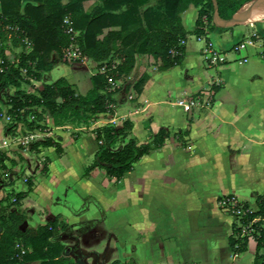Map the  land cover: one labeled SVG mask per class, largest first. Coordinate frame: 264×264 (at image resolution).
I'll return each mask as SVG.
<instances>
[{
    "label": "crops",
    "instance_id": "crops-1",
    "mask_svg": "<svg viewBox=\"0 0 264 264\" xmlns=\"http://www.w3.org/2000/svg\"><path fill=\"white\" fill-rule=\"evenodd\" d=\"M27 1L31 0H22V5ZM59 1L61 4L67 2ZM101 5V0H84L80 10L90 14ZM145 8L157 11L161 3L148 0L139 7V13ZM199 9L200 5L189 3L177 13L178 23L185 32L184 38L179 40L181 59L164 69H159L158 60L148 53H133L132 61L120 75L116 71L120 62L118 57L109 66L83 55L80 49L74 62L60 61L52 53L55 61L51 69L41 72L39 81L29 79L30 83H24L23 89L37 94L43 83H51L60 77L68 80L74 68L94 69L90 77L104 74L105 91L112 101L107 104V111L98 114L88 127L54 126L49 115L44 114L42 124L49 127L45 128L44 134L58 142L62 151L57 154L53 150L43 174L36 176V181L31 178V189L19 204L14 203L15 195L27 190V182L24 188L10 189L21 179L14 180V171L6 169L10 179L4 180L0 175L1 212L7 215L12 210L22 216L26 228L35 229L53 221L60 228L64 224L61 220L73 228H80L81 224L86 226L73 245L75 253L65 255L73 256L75 260L83 257L84 264H125L129 261L131 264L254 263L259 232L241 235L236 221L221 207L220 200L233 197L254 212L256 197L264 194V25H247V22L226 28L214 26L194 34ZM255 15L261 16L264 12ZM70 16L64 17L69 19ZM143 24L145 20L141 15L138 22L127 26L119 36L127 42V35ZM5 29L13 30L17 37L20 34L15 26L0 22V46L4 47V58L14 63L18 53L30 51L32 45L25 43L29 40L24 36L20 37L22 43H16L12 34L4 35ZM118 29V26L106 27L95 38L103 39ZM74 34L77 41L79 31L74 30ZM109 38L112 45L119 43L116 36L109 35ZM191 39L201 44L196 46ZM207 41L223 51V63L214 65L205 58ZM240 43L243 47L234 50ZM110 67L115 68L113 76L109 70L114 69ZM140 80L143 84L138 91L136 85ZM69 82L75 88L74 83ZM121 89L122 98L116 99ZM5 108L1 103L0 151L11 159L18 153L26 156L33 149L17 145L8 131ZM125 119L132 122L130 136L138 143L149 142L160 128L167 130L169 137L160 148L142 156L119 180L105 174L113 184V191L112 187H109L110 192L96 193L86 189L82 199L74 202L71 199L74 184L49 188L52 160L55 156L71 159L73 150L82 141V135L77 132L86 129L85 132L94 138L92 129L95 127L120 126ZM71 129L75 135L70 140L66 130ZM55 130L57 137H54ZM119 147L115 145V149ZM45 148L40 145L34 150ZM8 158L4 160L6 166ZM87 166L81 172L80 180H88L92 170L98 168L84 174ZM58 168L68 171L62 164ZM23 170L24 173L28 170L25 174L33 171L25 164ZM42 186H47L50 200L38 198L40 208H30L24 200L30 194L37 195ZM98 194L106 196L108 202H102ZM2 208L6 210L2 211ZM254 218L255 229L264 228V218ZM59 236L54 233L53 239H61ZM64 241H60L63 247L73 244ZM243 243L244 250L236 252L235 248ZM27 250L29 252L31 248L27 247ZM257 253L264 255V249ZM262 261L263 256L258 259L259 263Z\"/></svg>",
    "mask_w": 264,
    "mask_h": 264
},
{
    "label": "trees",
    "instance_id": "trees-1",
    "mask_svg": "<svg viewBox=\"0 0 264 264\" xmlns=\"http://www.w3.org/2000/svg\"><path fill=\"white\" fill-rule=\"evenodd\" d=\"M84 0H67L61 4L59 0H31L22 5V0H0V22L15 26L20 37H26L31 42V50L21 51L17 60L10 63L5 60L4 47L0 46V117L1 103L4 104L5 115L13 121V124L22 122L29 129L42 128L37 120L48 114L54 126L73 124L74 126H88L96 116L107 111V104L112 101L106 92L107 81L104 74H95L90 77V88L84 93H78L73 84L64 77H60L51 83H43L37 94L22 88L29 79L39 81L41 72L49 71L54 63L52 53L61 56L63 48L72 42L70 34L66 32L63 22L64 16L70 14V26L78 30L77 43L81 53L90 57L95 62L111 65L115 57L120 62L116 65L117 75L122 73L132 61L133 53H148L159 62V69L167 68L179 63L181 46L179 40L184 38L185 32L178 23L177 13L187 4L200 5L196 19L197 28L194 34H201V15L212 12L211 0H159L161 8L153 11L145 8L139 13V7L148 0H101L102 5L90 14L80 10ZM218 12L222 18H228L235 13L247 0H216ZM145 24L133 33L127 35L128 41L124 42L119 35L127 26L140 20ZM109 26H118L114 33H108L103 39L95 36ZM212 24L210 28L214 27ZM109 35L116 36L119 43L112 45ZM19 43V40L14 39ZM115 70V68H114ZM113 70V71H114ZM143 81H138V91ZM33 118V119H29ZM132 122L125 119L120 126L104 124L92 129L97 149L92 162L85 168L87 174L95 167L101 168L105 174L119 180L126 172L130 171L142 156L160 148L169 137V132L160 128L149 142L138 143L135 137L130 136ZM126 140L124 141V139ZM52 147L57 154L62 149L60 144L50 137L37 140L31 145L32 149L38 146ZM115 145H120L115 149ZM7 155L0 151V170L5 172L4 160ZM44 169V166L42 170ZM27 190L15 195V202L19 204L21 198L31 189L32 181L27 180ZM257 209L249 212L246 220L255 216L264 218V194L256 197ZM247 207V206H246ZM1 210V207H0ZM6 208H2V211ZM7 220L13 221L7 224ZM24 220L14 211H8L5 215L0 211V264H64L63 245L52 242L50 238L56 231L55 221L22 230L19 224ZM256 237L253 264H264L258 259L264 255L257 252L264 249V228L258 229ZM21 240L29 252L20 256L14 248L15 241ZM244 250V243L235 248L236 252Z\"/></svg>",
    "mask_w": 264,
    "mask_h": 264
},
{
    "label": "rangeland",
    "instance_id": "rangeland-1",
    "mask_svg": "<svg viewBox=\"0 0 264 264\" xmlns=\"http://www.w3.org/2000/svg\"><path fill=\"white\" fill-rule=\"evenodd\" d=\"M252 1L253 0H247V3L243 7L241 6L237 11H241V10L245 9L249 5V3H251ZM247 22H249V23H247ZM244 23H247V25L248 24H250V25L256 24L258 26L264 25V15L257 16L254 14V15L246 18ZM2 32L3 31H1V33ZM3 33L5 36L12 34V38L20 41V37H17V35H14L13 30H11V29L10 30L5 29ZM191 42L196 46L201 44V43H198L194 39H191ZM73 49H74V47L72 48V50ZM65 52H66V48H63L62 52H61V56L60 57L58 56L60 61L61 60L64 62L76 61L75 59H71V60L66 59L65 56L63 55V53H65ZM110 69H114V68L110 67ZM205 70L211 71V69H207V68H205ZM93 71H94V69H89L86 71L82 68H77V69L74 68L73 74L71 75L72 77L68 78V80L74 83L77 92L84 94L90 88V85H91L90 73L92 74ZM109 71H110V73L113 72L112 73V76H113L115 70L114 71L109 70ZM109 71H108V73H109ZM121 92H122V89L118 93L119 95L116 96V99H118V97H119V99H120V97L122 98ZM29 119H33V118H29ZM120 119H122V118H120ZM37 121H38L37 124L41 125L42 128H49V127L44 126V124H42L44 122L43 119L37 120ZM8 123H9L8 131L11 132L13 137H16L18 135L16 132L17 123L13 124V121L10 118L8 119ZM89 125H90V123H89ZM76 126L79 127L80 125H76ZM66 131L69 133L70 140H71V136L75 135L74 130L71 129V130H66ZM85 131H86V129L82 130L80 132H77V135H82V141H80L79 145L77 146V149H75V151L73 150V154H72L73 156L71 157V159L67 158L66 156L61 157V158H58L55 156V158L52 160V170H53L52 174L53 175L51 176V179H50L51 186H49V188L55 189L57 185L59 187L60 184H64V183L67 185L74 184L75 188H74V191L71 193V196H72L71 199L74 202H77L78 200L82 199L83 194H84V190H86V189H90L92 192H96V193L99 191H105V190H108V192H110L109 187L113 186V184L109 183L108 179L105 177V173H104L103 169H100V168H96V169L92 170L91 177L88 180H84V179L80 180L79 177L81 175V172L83 171L85 166L89 165L92 162L93 153L95 152V150L97 148L96 142H95L93 136L90 133H87ZM43 132H45V131H43ZM53 133H54V137H57V134H56L57 130H55ZM46 138H48V136H40L38 139L43 140ZM53 141H55V140H53ZM33 143H34L33 141H30L28 143V146L31 147V145ZM17 145H20V144H17ZM51 148L52 147H50V148L46 147L45 149H42V150H34L33 149V151L27 152L28 154H26V156H28V157L21 156V154L18 153L17 155L12 156V159H11V157L8 158L9 160H8V163H7L5 170L10 169V172H12V170L14 171V172H12V174H14V176H15L14 180L21 179L20 182H18L16 185L13 184L12 187L10 186L9 188L10 189L12 188L14 190H18L21 187L24 188L27 180H29L31 178L34 179V181H36V176L43 174L42 173L43 166L47 164L49 157L54 154V151H53L54 149L53 148L51 149ZM53 161H55L56 164ZM24 164H25V166L30 167L33 171L30 172L29 174H25V173H28V170H25V173L23 172L24 171L23 170ZM57 164L58 165L62 164L63 167H66L68 169V171L67 170H66L67 172L66 171H59ZM18 170H20V171L17 173L16 171H18ZM0 175L2 176V178L4 180L10 179L9 178L10 174L6 171L4 173H1V171H0ZM38 181H41V180L39 179ZM113 190H114V188L112 187L111 191H113ZM47 191H48L47 186H45V187L42 186L40 188V190L37 191V195L36 194H33V195L30 194L28 196V198L24 200V202L26 204H28V206L30 208L38 209V208H40L38 198L46 197L47 199H49V193H47ZM98 196L102 202H106V203L108 202V199L106 196L99 195V194H98ZM40 200H42V199H40ZM61 221L62 222H60V223H64V224L60 228H58V224H56V222H55L56 229H57V231L55 232L56 235H62V234H65L66 231H68L69 225L65 224V222H64L65 220H61ZM12 222L13 221H11V220H7V224H11ZM20 224H19V226H20ZM255 225H256V223L254 224V226ZM20 228L22 230H24L26 228L25 224H23V226H21ZM58 229H60V231H58ZM76 229L77 228H74L73 230L75 231ZM79 236H80V233L78 232V230H76V232L74 233V238H76V240H77ZM61 240L64 241L63 238L55 240L52 237V239H51L52 242H58V243H60ZM66 242L67 241H64V243H66ZM69 243L75 244V241H72V242L69 241ZM14 248L16 249V252H18L17 254H19V256L22 253L28 251L26 245L19 239H17L15 241ZM65 257L66 258L64 260V264H77L76 260L74 259L73 256H71V257L65 256ZM116 264H118V263H116ZM125 264H131V262L130 261L127 263L125 262Z\"/></svg>",
    "mask_w": 264,
    "mask_h": 264
},
{
    "label": "built area",
    "instance_id": "built-area-1",
    "mask_svg": "<svg viewBox=\"0 0 264 264\" xmlns=\"http://www.w3.org/2000/svg\"><path fill=\"white\" fill-rule=\"evenodd\" d=\"M63 22L65 24L66 32L70 34L72 42L68 47H66V52L63 53L66 59H76L79 57V46L77 41L75 40V34L74 30L70 26V21L67 17H64ZM201 23H202V29L205 31L213 24L212 23V12L206 11L201 15ZM28 46H31V43L26 40L25 42ZM74 49L72 50V48ZM243 47V44H238L234 47V50H237L239 48ZM204 54L206 55L205 58L210 61L211 64H219L223 63L225 61L224 59V53L223 51L217 49L214 47V45L207 41L205 43L204 48ZM0 63H2V60H0ZM0 71H2V67H0ZM187 108V107H186ZM9 116L6 115V120L8 121ZM45 129L40 128H34L29 129L26 127V125L22 122L17 123L16 132L17 136L14 137V140L17 142V144H20L19 146H26L27 148L28 143L30 141H37V139L40 136H46L47 134H44ZM30 148V147H29ZM221 207L233 217V219L236 221V227L240 229L241 235H249V233L253 232L258 229H255V218L246 220V216L249 212H252L248 207L244 206L242 202L237 201L233 197H224L220 200Z\"/></svg>",
    "mask_w": 264,
    "mask_h": 264
},
{
    "label": "water",
    "instance_id": "water-1",
    "mask_svg": "<svg viewBox=\"0 0 264 264\" xmlns=\"http://www.w3.org/2000/svg\"><path fill=\"white\" fill-rule=\"evenodd\" d=\"M211 1H212V6H213L212 23L215 26L222 27V28L231 27V26L241 24L245 18H247V17H249L255 13H258V12H264V0H253L251 3H249V5L245 9L233 13L228 18H222L218 12L217 1L216 0H211ZM23 224H26V222L23 221L21 223L20 227L23 226ZM1 231H2V228L0 227V233H1ZM66 249H67V247H64V249H63L64 255L67 254ZM76 263L77 264H84L83 257L76 258Z\"/></svg>",
    "mask_w": 264,
    "mask_h": 264
},
{
    "label": "flooded vegetation",
    "instance_id": "flooded-vegetation-1",
    "mask_svg": "<svg viewBox=\"0 0 264 264\" xmlns=\"http://www.w3.org/2000/svg\"><path fill=\"white\" fill-rule=\"evenodd\" d=\"M83 228H86V226H82V224L80 225V228H77L76 230H78L79 233H83ZM73 226L68 227V231L65 232V234L60 235V238H63L64 240H68V241H75L76 242V238H74V233L76 232V230H73ZM74 244H69V245H65L64 247H67L66 249V253L68 255H72L73 253H75V248H73ZM63 247V249H64ZM63 252V251H62ZM25 253V252H24Z\"/></svg>",
    "mask_w": 264,
    "mask_h": 264
},
{
    "label": "bare ground",
    "instance_id": "bare-ground-1",
    "mask_svg": "<svg viewBox=\"0 0 264 264\" xmlns=\"http://www.w3.org/2000/svg\"><path fill=\"white\" fill-rule=\"evenodd\" d=\"M254 15V14H253ZM252 16V15H251ZM250 17V16H249ZM248 18V17H247ZM245 20H246V18L242 21V23H244L245 22Z\"/></svg>",
    "mask_w": 264,
    "mask_h": 264
}]
</instances>
